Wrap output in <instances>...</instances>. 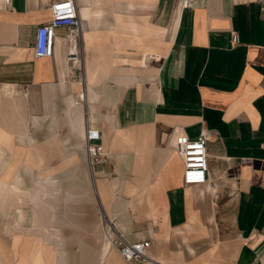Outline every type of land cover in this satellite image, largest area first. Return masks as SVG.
Here are the masks:
<instances>
[{
  "label": "crops",
  "instance_id": "crops-1",
  "mask_svg": "<svg viewBox=\"0 0 264 264\" xmlns=\"http://www.w3.org/2000/svg\"><path fill=\"white\" fill-rule=\"evenodd\" d=\"M53 1L0 0V264H125L118 235L150 241L140 264H264V0H74L79 35L55 29L35 58ZM24 113L49 123L43 143ZM62 119L79 153L48 164ZM86 127L108 163L91 170L93 217L63 239L45 227L53 200L71 198L51 166L81 177ZM179 133L208 136L202 186L182 183Z\"/></svg>",
  "mask_w": 264,
  "mask_h": 264
},
{
  "label": "built area",
  "instance_id": "built-area-1",
  "mask_svg": "<svg viewBox=\"0 0 264 264\" xmlns=\"http://www.w3.org/2000/svg\"><path fill=\"white\" fill-rule=\"evenodd\" d=\"M195 0H180L182 9L191 7ZM9 0H4L8 4ZM50 20L37 28L34 36L33 54L35 58H47L51 56L53 46V31L59 28L68 30L71 39L76 38L82 29V21L79 18L74 0H54L48 6ZM264 23V1L262 6ZM231 44L236 46L239 40L236 33L230 36ZM77 54L70 52L67 60L76 64ZM79 79L82 77L79 75ZM100 131L86 127L84 130V145L89 160L95 163L104 164L107 157L103 154L100 143ZM208 136L201 133L196 139H189L186 135L176 134L173 140V148L176 154L182 159V183L184 186H202L207 183L208 162L206 144ZM116 246L121 259L125 264H138L147 260L146 252L150 246L147 240L127 242L120 235L117 236Z\"/></svg>",
  "mask_w": 264,
  "mask_h": 264
},
{
  "label": "rangeland",
  "instance_id": "rangeland-1",
  "mask_svg": "<svg viewBox=\"0 0 264 264\" xmlns=\"http://www.w3.org/2000/svg\"><path fill=\"white\" fill-rule=\"evenodd\" d=\"M0 89L5 90L4 88H0ZM20 92L22 93V95L27 94L25 91L24 92L20 91ZM4 94H6V93H4ZM9 95L14 96L15 91ZM62 116H64L63 113L61 115H59V117H62ZM48 124L49 123H46V122H39V125L37 127H35L34 123H33V119H31V118L29 119L28 115L26 113H24V127H25V132H26L25 135H26V137H33V139H35L39 143H41V142L43 143L46 139L44 137H45V133L47 131V125ZM56 134H57L56 144H55V146H53L54 148L51 146H48V147L44 146L43 147V149H44L43 156H44V158L48 164L53 163V161L50 162L48 159H49V156L53 158L54 152H56V159L60 155L62 157V154H65V153L66 154H68L69 152L70 153L71 152L76 153V154L79 153L78 151L75 150L76 140L72 139L70 137V132L68 131V128L65 126L63 119H62V122L60 123V126L57 127ZM26 137H25V140H26ZM23 141H22V143H23ZM83 141H84V137H83ZM65 142L67 145L65 144ZM58 144H59V146H57ZM40 146H42V145H40ZM83 148H84V151L86 153L87 162L82 164V167H80L78 165V162H72L71 163L72 165L76 164L75 167L78 166L77 169L81 170L80 171L81 177H75V178L63 177V175L59 171L63 170L65 168L66 162L59 160V161L55 162V165L53 164L51 166L52 170H56V176L55 177L53 176V177L56 178V180L59 183L61 182L59 179H62V180L65 179L64 182L60 183L61 189H64L66 191V194L68 193L69 196H71V198L69 201H63L59 197L55 198L53 200V202L51 204L50 212L48 213V221L46 222V223H50L51 229H49L47 224L45 225V227H46V230H56L62 236L63 239H64V236L67 239L69 234L72 235V234L79 233L80 232L79 224L83 223V219L85 217L88 218V220L93 217L92 213L95 211L94 208H95L96 200H95V195H94V191H93L91 170H93L94 167L97 165H105L108 163V157L106 156L104 151H103V154L107 157V162L104 164H99V163H95L92 160L91 161L89 160L88 154L85 150L84 142H83ZM55 149L57 151H55ZM10 157L11 156L9 155V157L7 159H9ZM4 158H6V155H4ZM48 167L49 166H46L45 168H48ZM66 168H68V167H66ZM52 173L54 175V172H52ZM64 202H68V203H64ZM69 207L71 208V210L72 209L73 210H72L70 217L66 218L67 216L63 215L62 210L64 208L69 209ZM49 216H50V218H49ZM79 219H82V220L80 221ZM147 241H149V240H147ZM107 242H109L111 245V241H108L106 239V236H105L104 237V244L108 245ZM10 245H11V242H10ZM75 260L76 259L74 258L73 261H75ZM147 260H148V258H147ZM144 261H146V260H144ZM144 261H142V262H144ZM142 262H140V263H142ZM140 263H138V264H140ZM60 264H62V263H60Z\"/></svg>",
  "mask_w": 264,
  "mask_h": 264
},
{
  "label": "bare ground",
  "instance_id": "bare-ground-1",
  "mask_svg": "<svg viewBox=\"0 0 264 264\" xmlns=\"http://www.w3.org/2000/svg\"><path fill=\"white\" fill-rule=\"evenodd\" d=\"M143 63H144V60H143ZM83 98V97H82ZM90 166V165H89ZM91 169V168H90ZM106 236V235H105ZM107 237V236H106ZM108 243V247L110 248V244H109V242H107ZM106 249H107V247H106Z\"/></svg>",
  "mask_w": 264,
  "mask_h": 264
}]
</instances>
